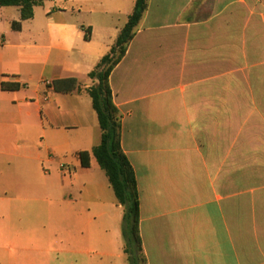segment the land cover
Here are the masks:
<instances>
[{"label":"crops","instance_id":"crops-1","mask_svg":"<svg viewBox=\"0 0 264 264\" xmlns=\"http://www.w3.org/2000/svg\"><path fill=\"white\" fill-rule=\"evenodd\" d=\"M134 2L0 7V264H128L87 90ZM108 84L146 264H264V0H148Z\"/></svg>","mask_w":264,"mask_h":264},{"label":"trees","instance_id":"trees-1","mask_svg":"<svg viewBox=\"0 0 264 264\" xmlns=\"http://www.w3.org/2000/svg\"><path fill=\"white\" fill-rule=\"evenodd\" d=\"M41 3L42 0H0V7H19L20 20L24 21L32 18L33 7ZM147 3L148 0H135L133 11L120 30L110 51L88 74V78L95 83L88 88L87 93L101 130L100 143L92 149L91 153L100 169L104 171L114 196L123 209L121 237L123 253L128 264H146V261L138 229L139 208L135 176L120 147V119L112 101L108 77L124 57L129 43L134 38L136 27L147 8ZM12 29H19V24L13 23ZM84 38L87 40L89 37L85 34ZM50 87L54 92L63 94L79 89L77 80L73 78L53 81ZM14 88V86L2 85L4 90ZM77 156L82 167L89 166V154L87 152H80Z\"/></svg>","mask_w":264,"mask_h":264},{"label":"rangeland","instance_id":"rangeland-1","mask_svg":"<svg viewBox=\"0 0 264 264\" xmlns=\"http://www.w3.org/2000/svg\"><path fill=\"white\" fill-rule=\"evenodd\" d=\"M11 225H13V228L16 229V227L18 226V221H12Z\"/></svg>","mask_w":264,"mask_h":264},{"label":"built area","instance_id":"built-area-1","mask_svg":"<svg viewBox=\"0 0 264 264\" xmlns=\"http://www.w3.org/2000/svg\"><path fill=\"white\" fill-rule=\"evenodd\" d=\"M60 168H61V169H63V168H64V166H63V165H60Z\"/></svg>","mask_w":264,"mask_h":264}]
</instances>
